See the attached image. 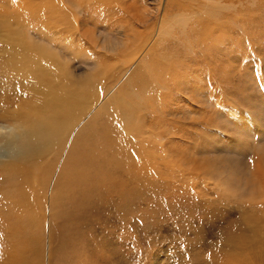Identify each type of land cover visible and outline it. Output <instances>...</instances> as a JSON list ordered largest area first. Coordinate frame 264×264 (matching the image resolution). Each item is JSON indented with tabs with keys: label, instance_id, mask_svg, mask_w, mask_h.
Listing matches in <instances>:
<instances>
[{
	"label": "rangeland",
	"instance_id": "374dc122",
	"mask_svg": "<svg viewBox=\"0 0 264 264\" xmlns=\"http://www.w3.org/2000/svg\"><path fill=\"white\" fill-rule=\"evenodd\" d=\"M142 1L139 13L154 26L153 51L142 63L137 49L150 39L125 36L142 27L115 3L94 18L79 14L82 43L61 36L74 47L65 72L94 80L99 97L41 184L38 221L24 228L35 237L16 240L13 216L0 210L1 264H17L20 245L24 264H264V0ZM11 2L0 0V41L45 37L53 22L47 12L33 20ZM124 97L135 105L118 139L129 148L128 166L92 156L87 202L56 213L52 188L76 132L94 116L106 118L103 107L119 109ZM13 102L11 113L38 112L32 105L40 100L32 93ZM6 123L0 119V131ZM90 134L99 139L98 130ZM1 156L13 159L2 147Z\"/></svg>",
	"mask_w": 264,
	"mask_h": 264
},
{
	"label": "bare ground",
	"instance_id": "6f19581e",
	"mask_svg": "<svg viewBox=\"0 0 264 264\" xmlns=\"http://www.w3.org/2000/svg\"><path fill=\"white\" fill-rule=\"evenodd\" d=\"M148 1L152 0H143L142 4ZM157 2L159 4L161 0ZM111 3L120 6L125 14L124 18L130 24L137 22L142 27L140 30L130 28L125 36L136 37L140 41L145 37L150 39L147 44L141 43L137 49V52L142 53L139 60L142 63L153 51L151 35L154 26L150 24L151 18L143 9L142 13H139L137 0H12L11 2V6L16 8L15 10L20 9L24 12L26 18L38 20V16L47 12V16H50L47 18L53 21L45 30L46 36L34 37L36 41L27 42L12 38L0 41V119L7 122L1 127L4 131H0V147L9 150L13 155V159L0 157V210L3 216H13L16 223L13 234L18 241L24 239L23 242L27 243L32 236L35 237L36 234L26 232L24 228L29 225L34 226L38 218L41 184H44L53 169L68 132L86 117L89 104L99 97V94L93 90L94 80L87 77L85 80L79 78L78 81H74L68 72H65L68 69L66 66L68 61L72 59L67 52L68 47L71 50L74 47L71 42L60 38L67 33L64 38H77L78 42L82 43L83 34L78 29L79 26L81 27L79 14L82 13L86 19L88 16L94 18L95 12L101 13L102 8ZM91 5H96L93 10H90ZM179 5L182 7L185 4ZM133 7L137 9L132 13ZM96 8L99 11H96ZM164 10L159 19L165 16ZM58 41L66 44L65 47L62 48ZM54 54L63 56L64 66L57 61L59 58ZM49 66L59 69L58 74L51 72L44 74L43 69ZM95 67L92 65L90 69ZM46 77L49 81L45 80ZM132 79L137 84L142 81L137 74H133ZM32 93L34 96L38 95L40 100L32 105L38 108V112L19 109L22 106L13 113L8 110L12 101L13 103L26 101L27 96ZM117 105L119 109L114 111L103 107L101 112H106V118L99 119L94 116L83 123L84 125L82 124L76 132L59 177L57 176L52 188L51 196L54 207H57L56 213L58 210L59 213H73L74 201L82 205L87 202L92 181L90 169L94 163L92 156L103 158L108 154L124 167L128 166L129 148L118 139L122 131L126 132L132 116L131 109H135V105L125 97L118 99ZM94 129L100 132L97 140L90 139V132ZM100 138L103 140L97 143ZM142 165H139L137 171ZM94 179L101 181L98 175ZM24 248L22 245L19 249L16 248L17 257L15 255L13 260L10 257L12 263L24 264Z\"/></svg>",
	"mask_w": 264,
	"mask_h": 264
}]
</instances>
